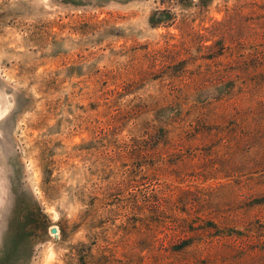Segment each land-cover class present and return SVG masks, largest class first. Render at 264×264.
Wrapping results in <instances>:
<instances>
[{
  "label": "rangeland",
  "instance_id": "1",
  "mask_svg": "<svg viewBox=\"0 0 264 264\" xmlns=\"http://www.w3.org/2000/svg\"><path fill=\"white\" fill-rule=\"evenodd\" d=\"M0 264H264V0H0Z\"/></svg>",
  "mask_w": 264,
  "mask_h": 264
},
{
  "label": "water",
  "instance_id": "2",
  "mask_svg": "<svg viewBox=\"0 0 264 264\" xmlns=\"http://www.w3.org/2000/svg\"><path fill=\"white\" fill-rule=\"evenodd\" d=\"M50 233H52L57 238L56 229L55 228L50 229Z\"/></svg>",
  "mask_w": 264,
  "mask_h": 264
}]
</instances>
